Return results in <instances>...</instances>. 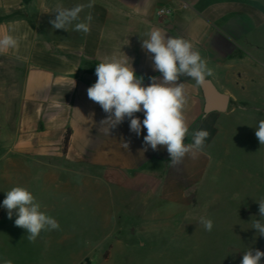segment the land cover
<instances>
[{
    "label": "crops",
    "instance_id": "crops-1",
    "mask_svg": "<svg viewBox=\"0 0 264 264\" xmlns=\"http://www.w3.org/2000/svg\"><path fill=\"white\" fill-rule=\"evenodd\" d=\"M89 2L0 0V37L10 34L18 41L0 52V159L26 175L54 182L69 175L90 188L95 182L107 189L110 175L117 174L132 210L147 220L186 213L204 194L230 119L237 116L239 126L249 127L254 113L264 114V0H91L92 7L80 13L81 20L91 17L88 34L53 29L58 6ZM160 8L167 13L158 16ZM153 27L192 42L213 69L206 81L228 97L225 111L206 112L203 84L180 77L190 131L210 135L196 158L186 156L175 166L165 147L143 151L147 131L131 132L128 118L109 134L100 125L107 114L87 96L97 80L96 65L113 57L128 60L145 86L153 76L162 79L141 46ZM135 116L144 119L143 112ZM122 141L129 143L127 150ZM260 154L264 175V145Z\"/></svg>",
    "mask_w": 264,
    "mask_h": 264
},
{
    "label": "rangeland",
    "instance_id": "rangeland-1",
    "mask_svg": "<svg viewBox=\"0 0 264 264\" xmlns=\"http://www.w3.org/2000/svg\"><path fill=\"white\" fill-rule=\"evenodd\" d=\"M262 116L254 113L249 127L239 126L237 116L230 119L203 196L173 217L147 220L133 211L117 174L110 175L107 189L95 182L90 188L69 175L57 182L26 175L0 159V264L5 259L12 264H240L248 249L264 251V236L252 228L260 219L257 201L264 198L255 135ZM66 182L72 187H59ZM16 186L32 192L41 210L59 223L58 230L28 241L27 231L15 226V212L9 219L3 207L6 192ZM201 217L213 221L212 231L204 229Z\"/></svg>",
    "mask_w": 264,
    "mask_h": 264
},
{
    "label": "clouds",
    "instance_id": "clouds-1",
    "mask_svg": "<svg viewBox=\"0 0 264 264\" xmlns=\"http://www.w3.org/2000/svg\"><path fill=\"white\" fill-rule=\"evenodd\" d=\"M85 7H92L91 0L87 5H76L71 8L58 6L55 18L50 20L53 29L74 31L88 34L90 32L91 17L81 20L80 13ZM147 38L142 39L141 46L146 53L151 54L155 71L162 74V79L151 77L147 86L143 77H138L132 64L128 60L111 58L96 65V82L87 89V96L99 104L107 114L100 125H107L106 131L123 123L125 118L130 120V131L137 136L142 129L147 135L143 137L147 151H153L158 146L165 147L169 153L171 165H179L186 156L196 158L205 146L210 133L205 129L190 131L184 114L187 103L185 84L180 83V77L190 78L197 85H202L206 77L213 75V69L202 58L194 45L183 37H170L160 28L153 27L146 33ZM17 39L10 34L0 37V52L17 47ZM129 59V58H128ZM143 112L141 121L136 113ZM255 135L261 145H264V120H260L255 128ZM190 137L191 142H186ZM124 149L129 143L122 141ZM259 204V217L252 222V228L258 236H264V198L257 201ZM3 207L11 219L15 212V226L25 229L27 239L35 243L42 231L58 230L59 223L55 218L41 210V205L27 188L13 187L6 192ZM200 223L206 231H212L213 221L201 217ZM264 251L248 249L243 253L240 264H261ZM3 264H12L5 259Z\"/></svg>",
    "mask_w": 264,
    "mask_h": 264
},
{
    "label": "water",
    "instance_id": "water-1",
    "mask_svg": "<svg viewBox=\"0 0 264 264\" xmlns=\"http://www.w3.org/2000/svg\"><path fill=\"white\" fill-rule=\"evenodd\" d=\"M205 90V99H206V112L211 111H225L227 104V95L221 94L210 82L205 81L203 83ZM219 101L220 104L216 105V102Z\"/></svg>",
    "mask_w": 264,
    "mask_h": 264
},
{
    "label": "built area",
    "instance_id": "built-area-1",
    "mask_svg": "<svg viewBox=\"0 0 264 264\" xmlns=\"http://www.w3.org/2000/svg\"><path fill=\"white\" fill-rule=\"evenodd\" d=\"M166 13H167V10L164 9V8H160V9L157 10V15L158 16L164 15Z\"/></svg>",
    "mask_w": 264,
    "mask_h": 264
},
{
    "label": "trees",
    "instance_id": "trees-1",
    "mask_svg": "<svg viewBox=\"0 0 264 264\" xmlns=\"http://www.w3.org/2000/svg\"><path fill=\"white\" fill-rule=\"evenodd\" d=\"M69 142V132L66 134V137L64 139V150H66Z\"/></svg>",
    "mask_w": 264,
    "mask_h": 264
}]
</instances>
